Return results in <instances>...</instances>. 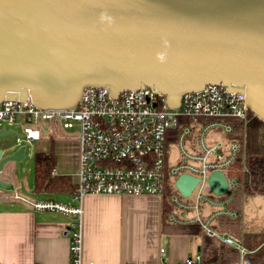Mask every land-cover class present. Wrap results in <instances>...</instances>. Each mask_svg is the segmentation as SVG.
Here are the masks:
<instances>
[{
	"label": "water",
	"instance_id": "95a60500",
	"mask_svg": "<svg viewBox=\"0 0 264 264\" xmlns=\"http://www.w3.org/2000/svg\"><path fill=\"white\" fill-rule=\"evenodd\" d=\"M207 84L242 87L264 122V0H0V102L29 95L66 110L85 87L116 97L148 86L176 108ZM16 135L0 148V173L25 158ZM198 181L182 174L175 187L187 197ZM207 182L216 196L227 190L221 172Z\"/></svg>",
	"mask_w": 264,
	"mask_h": 264
},
{
	"label": "built area",
	"instance_id": "2783aa9c",
	"mask_svg": "<svg viewBox=\"0 0 264 264\" xmlns=\"http://www.w3.org/2000/svg\"><path fill=\"white\" fill-rule=\"evenodd\" d=\"M163 102L162 94L148 86L124 90L116 97L106 87L87 89L79 107L68 111L41 110L30 100L0 102V123L19 125L21 140L27 144L40 141L47 131L63 132L76 126L74 138L80 157L77 190L70 196L76 204L31 199L33 209L70 217V264H84L82 215L87 194L154 196L162 202L166 198L172 208L166 213L168 223L199 224L209 237L239 249L241 254L245 252L237 236L218 233L212 227L218 216L238 217L229 206L239 184L232 164L238 154L244 153L245 129L250 120L244 90L207 84L201 90L183 93L174 109ZM43 121H50V125H43ZM235 124L244 131L238 140L232 137ZM173 148L176 157L168 161V149ZM215 171L227 179V190L221 196L214 195L207 182ZM182 174L199 180L187 197L175 188ZM191 196L192 202L179 199ZM5 198L8 194L0 191V202ZM199 259L196 255L181 264H196Z\"/></svg>",
	"mask_w": 264,
	"mask_h": 264
},
{
	"label": "crops",
	"instance_id": "0c3cea01",
	"mask_svg": "<svg viewBox=\"0 0 264 264\" xmlns=\"http://www.w3.org/2000/svg\"><path fill=\"white\" fill-rule=\"evenodd\" d=\"M1 127L7 128L0 123ZM15 167L7 163L0 173V191L8 194L0 202V264H70V217L31 208V199L39 197L22 190L24 178L16 176ZM59 167L63 170L62 164ZM76 169L77 158L70 171L55 169L54 174L68 175L74 182ZM53 196L41 197L61 202ZM241 218L242 232L251 233L244 232L243 213ZM161 226L162 201L157 197L87 194L82 215L84 264H160L163 259L165 264H181L199 255L198 238L162 232Z\"/></svg>",
	"mask_w": 264,
	"mask_h": 264
},
{
	"label": "trees",
	"instance_id": "16d2710c",
	"mask_svg": "<svg viewBox=\"0 0 264 264\" xmlns=\"http://www.w3.org/2000/svg\"><path fill=\"white\" fill-rule=\"evenodd\" d=\"M249 123L246 127L244 153L237 155L233 162V173L239 184L229 208L238 213L236 219L218 216L213 228L241 238L245 252L221 243L209 237L199 224L177 225L168 223L166 213L172 208L162 202V232L190 235L199 239V264H264V231L242 232L241 198L264 195V122L249 111ZM233 139L238 140L243 134V127L235 124ZM57 157L53 153V144L49 152H37L34 157L33 192L35 195L73 194L75 184L68 175L54 174ZM232 172H228V176Z\"/></svg>",
	"mask_w": 264,
	"mask_h": 264
},
{
	"label": "rangeland",
	"instance_id": "374dc122",
	"mask_svg": "<svg viewBox=\"0 0 264 264\" xmlns=\"http://www.w3.org/2000/svg\"><path fill=\"white\" fill-rule=\"evenodd\" d=\"M1 125L6 126L9 130L13 131L6 136L0 137V148L6 147L9 145L17 144V135L21 133V128L19 125H7L1 123ZM6 128V129H7ZM45 131L48 129L45 128ZM76 126L73 129L65 130L59 132L58 137L45 134L43 137L46 138L42 142H31L27 144L25 140H22L20 145L25 146V158L16 164L15 173L17 177L21 179L24 178L22 182V190L24 192L31 191L33 195V179H34V157L37 152L50 150L51 143L53 144V153L58 158L56 162L55 169L58 172L66 173L70 171V168L74 165V160L77 158V144L76 139L74 138V131ZM48 132V131H47ZM173 148L171 151L168 149V161L173 160L176 157V152ZM170 152V154H169ZM170 155V158H169ZM60 164L63 166V170L60 169ZM30 171V172H28ZM29 175V176H28ZM28 176V180H27ZM38 196V195H37ZM134 196V195H126ZM36 200L46 199L45 197L38 196ZM154 197V196H153ZM58 199L65 204L75 205L76 202L66 194H55L52 199ZM181 201L192 202L193 196L184 200L182 197H179ZM241 207L243 213V227L244 232H261L264 231V195H254V196H245L241 198Z\"/></svg>",
	"mask_w": 264,
	"mask_h": 264
},
{
	"label": "bare ground",
	"instance_id": "6f19581e",
	"mask_svg": "<svg viewBox=\"0 0 264 264\" xmlns=\"http://www.w3.org/2000/svg\"><path fill=\"white\" fill-rule=\"evenodd\" d=\"M99 88H105V87H85L84 89H83V92H82V97H81V101L77 104V106H75V107H73V108H70V109H66V110H64V111H68V110H72V109H76L77 107H79V105L82 103V100H83V96H84V93L86 92V90L87 89H99ZM137 89H139V88H137ZM137 89H132V90H137ZM163 96V98H164V102H163V105L165 106V107H167L166 105H165V97H164V95H162ZM18 98H14V99H10V100H17ZM20 100V99H19ZM27 100H30L31 102H32V100H31V98H30V96L28 95V97H27ZM33 103V102H32ZM34 104V103H33ZM179 104H180V102H179ZM35 105V104H34ZM179 106V105H178ZM177 106V107H178ZM167 108H169V107H167ZM169 109H174V108H169ZM43 125H45V126H48V125H50V121H43V123H42ZM53 132H51V131H48V134L49 135H52V136H55L56 134H57V132H62V131H56V129L55 130H52ZM54 131H56V132H54ZM76 139V138H75ZM22 140H20V142H21ZM76 144H77V140H76ZM77 147H78V144H77ZM79 157H80V152H79V150H78V152H77V169H76V172H75V174H74V184H75V188H76V190H77V172H78V161H79ZM177 180V179H176ZM176 182V181H175ZM176 188V187H175ZM75 190V191H76ZM46 202H53V203H63V202H57V201H47L46 200ZM35 210H37V211H48V210H41V209H35ZM48 212H50V211H48ZM51 213H56V212H51ZM57 214H59V213H57ZM65 216V215H64ZM67 217H69V216H67ZM68 229H69V226H68V228H67V230H66V234H68L69 235V238H70V245H71V234H70V232H68ZM70 245H69V248H70ZM82 246H83V235H82ZM83 263H84V261H83Z\"/></svg>",
	"mask_w": 264,
	"mask_h": 264
}]
</instances>
